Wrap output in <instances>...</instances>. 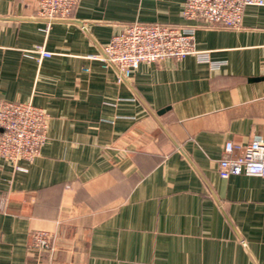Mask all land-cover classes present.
<instances>
[{
  "label": "crops",
  "instance_id": "1",
  "mask_svg": "<svg viewBox=\"0 0 264 264\" xmlns=\"http://www.w3.org/2000/svg\"><path fill=\"white\" fill-rule=\"evenodd\" d=\"M185 2L79 0L47 20L39 0H0V100L48 114L26 170L0 161V264H264V177L219 172L227 141L238 157L264 138V4L229 28L184 18ZM136 22L198 24L209 59L125 76L87 58ZM38 46L52 55H26Z\"/></svg>",
  "mask_w": 264,
  "mask_h": 264
},
{
  "label": "built area",
  "instance_id": "2",
  "mask_svg": "<svg viewBox=\"0 0 264 264\" xmlns=\"http://www.w3.org/2000/svg\"><path fill=\"white\" fill-rule=\"evenodd\" d=\"M79 0H39L37 15L47 20L68 18ZM264 0H186L182 12L188 20L202 24L239 28L244 10L249 5H263ZM198 24L173 26L164 23L136 22L112 36L102 51L87 58L97 60L105 68L114 67L129 76L142 63H154L167 57L184 58L195 54L200 61L209 59V53L194 47ZM37 59L50 57L52 52L38 46L26 53ZM89 68H86L88 70ZM48 114L32 102L0 100V161L10 162L17 170H26L22 161L32 163L47 141ZM233 141L226 142L219 161L223 179L231 175L248 174L264 177V138H253L243 153L233 157ZM31 247L51 250L52 235L36 230L31 235ZM51 248V249H50Z\"/></svg>",
  "mask_w": 264,
  "mask_h": 264
},
{
  "label": "water",
  "instance_id": "3",
  "mask_svg": "<svg viewBox=\"0 0 264 264\" xmlns=\"http://www.w3.org/2000/svg\"><path fill=\"white\" fill-rule=\"evenodd\" d=\"M259 79H262V78H253V80H259Z\"/></svg>",
  "mask_w": 264,
  "mask_h": 264
}]
</instances>
